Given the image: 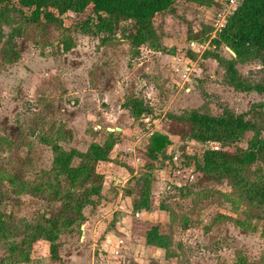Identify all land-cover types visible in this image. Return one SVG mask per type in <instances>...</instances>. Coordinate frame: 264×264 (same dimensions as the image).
Returning <instances> with one entry per match:
<instances>
[{"label": "rangeland", "instance_id": "374dc122", "mask_svg": "<svg viewBox=\"0 0 264 264\" xmlns=\"http://www.w3.org/2000/svg\"><path fill=\"white\" fill-rule=\"evenodd\" d=\"M178 6L177 14L166 16L164 22L156 20L159 46L146 45L139 54L129 40L136 24L127 19L119 21L106 42V34L70 31L76 46L66 53L59 49L54 26L45 31L29 28L18 39L20 59L14 63L5 59L0 44L1 167L10 172L20 158L28 157L24 175L37 184L53 162L51 147L41 142L43 134H52L64 123L72 135L61 144L84 152L94 142L103 144L109 132L116 133L113 161L99 166L104 175L102 196L84 209L90 220L87 227L96 233L85 236L86 221L60 238L59 255L72 259L69 264H82L76 259L81 251L87 258L83 264H234L240 256L251 264H264V217H259L264 211L241 202L231 180L202 181L193 158L206 149L245 148L252 133L238 142L202 143L179 135L176 128L182 127L175 118L194 108L213 115L226 108L246 113L256 104L264 106V91L234 90L225 83L224 68L202 58L216 35V20L229 16L226 6L203 7L184 0H178ZM85 17L70 13L64 21L70 27ZM220 53L232 57L226 47ZM185 66L192 67L190 74L183 72ZM238 68L252 83L264 86L260 61ZM131 97L148 108L138 119L123 106ZM152 133L171 140L158 156L163 165L147 156ZM149 173L152 208L137 210L134 206ZM6 187L14 199L1 209L17 221L48 217L56 206L8 183ZM157 223L173 237L172 256L146 243V230ZM8 246L0 242V260ZM23 264L65 263L61 257L53 259L49 243L40 241L31 261Z\"/></svg>", "mask_w": 264, "mask_h": 264}, {"label": "trees", "instance_id": "16d2710c", "mask_svg": "<svg viewBox=\"0 0 264 264\" xmlns=\"http://www.w3.org/2000/svg\"><path fill=\"white\" fill-rule=\"evenodd\" d=\"M197 6L212 7L216 0H184ZM219 5V4H218ZM179 12L178 0H0V44L4 45L5 59L11 63L20 59L18 39L31 27L45 31L54 26L59 31V49L66 53L76 46L70 31L86 35L106 34L103 42L114 35L119 21L133 20L136 24L129 40L132 51L139 54L146 45L159 46L160 33L156 20L164 22L166 16ZM86 14L67 27L64 16ZM9 31H5V27ZM211 32V30H210ZM197 39V36H190ZM230 47L236 57L227 58L220 51ZM204 59H214L225 70V83L238 92L264 91L261 84L252 83L238 68L239 64L260 61L264 65V0H243L225 25L211 40V45L202 55ZM123 106L135 119L144 115L148 108L137 97L127 98ZM264 106L254 105L246 113H237L226 108L221 115H213L201 109H190L175 116L182 129L176 132L197 142H238L249 133L252 136L247 147H238L235 152L223 149H206L193 156L196 169L202 181L234 183L239 200L264 211ZM64 124V123H63ZM61 124L55 131L41 136V142L49 145L53 152V162L43 171L37 184H30L24 169L29 158H20L8 172L0 166V242H8L6 256L0 264H23L30 262L35 244L49 243L51 257L59 260L60 238L67 232L80 229L87 221L84 209L95 203V197L102 196L104 175L99 171L101 163L113 161L112 151L117 143L115 132H109L103 143H92L86 151L67 149L61 144L72 130ZM147 156L163 165L159 154L171 143L169 136L159 133L150 135ZM152 174H147L139 201L135 209L152 208ZM8 183L18 188L20 193L46 199L53 206L50 216L39 220H15L4 213L2 204L12 203ZM264 217V214L259 215ZM146 243L163 248L170 254L173 237L162 230L161 224H153L147 230ZM234 264H251L245 256H240Z\"/></svg>", "mask_w": 264, "mask_h": 264}, {"label": "built area", "instance_id": "2783aa9c", "mask_svg": "<svg viewBox=\"0 0 264 264\" xmlns=\"http://www.w3.org/2000/svg\"><path fill=\"white\" fill-rule=\"evenodd\" d=\"M243 0H221V4L222 6H226L227 7V10L229 12V15L232 14V12L242 4ZM231 9V10H230ZM227 15H223L221 17H219V19L216 20V23L213 25L214 27V32L215 34H217L218 31H220L222 29V27L225 25L226 23V20H227ZM216 36V35H215ZM191 46L190 47H194L195 46V42H191L190 44ZM177 61L179 63H183V59L182 58H177ZM192 67L191 66H185L184 69H183V72L185 74H190L192 72Z\"/></svg>", "mask_w": 264, "mask_h": 264}, {"label": "crops", "instance_id": "0c3cea01", "mask_svg": "<svg viewBox=\"0 0 264 264\" xmlns=\"http://www.w3.org/2000/svg\"><path fill=\"white\" fill-rule=\"evenodd\" d=\"M216 6H218V4L219 3H221V0H216ZM226 49H227V47H226ZM119 130H121V128H118ZM86 214V213H85ZM86 216H87V214H86ZM88 217V216H87ZM94 219V218H93ZM90 220H87V222L85 223L86 224V227L88 226V224L90 223L89 222ZM91 225V224H90ZM83 227H85V226H83ZM88 228V227H87ZM92 231H94L95 233H96V229L95 228H88L87 230H85L84 229V232H85V236L87 237V235H89V236H92L93 235V232ZM87 239V238H86ZM79 254L80 255H82V251L81 252H79ZM77 256L78 258H76L77 260H79V262H81L82 264L83 263H85V260L87 259L86 257H82V256ZM60 257H61V259L63 260V262L65 263V264H69V262L72 260V259H70V260H67V258H66V256H65V254L64 253H62V254H60L59 255ZM93 258H95V257H93ZM96 264H97V262H95Z\"/></svg>", "mask_w": 264, "mask_h": 264}, {"label": "water", "instance_id": "95a60500", "mask_svg": "<svg viewBox=\"0 0 264 264\" xmlns=\"http://www.w3.org/2000/svg\"><path fill=\"white\" fill-rule=\"evenodd\" d=\"M227 49L233 56L236 57V53L230 47H227ZM83 233H84V231H83Z\"/></svg>", "mask_w": 264, "mask_h": 264}]
</instances>
